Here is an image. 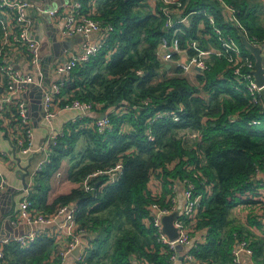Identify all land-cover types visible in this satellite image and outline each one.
I'll list each match as a JSON object with an SVG mask.
<instances>
[{
	"label": "trees",
	"instance_id": "1",
	"mask_svg": "<svg viewBox=\"0 0 264 264\" xmlns=\"http://www.w3.org/2000/svg\"><path fill=\"white\" fill-rule=\"evenodd\" d=\"M81 1L84 10L90 9L91 0ZM142 1L97 0L99 17L109 21L113 30L96 55L71 70L53 99L59 106L72 99L89 102L92 109L106 112L110 126L98 131L93 125L96 117L88 115L66 123L64 135L50 147L48 162L34 175L29 200L45 213L75 204L79 229L93 234L79 264H170V249L157 242V230L143 222L148 214L146 206L154 201L147 189L150 172L161 169L162 196L158 201L162 203L173 180L189 177L197 190L202 189L187 170L193 165V171L213 187L210 195L201 198L196 223L197 229L205 228L206 239L191 253L205 264H232L233 244L245 239L255 264H264V181L252 179L256 166L264 168V101L253 104L248 94L235 89V77L223 58H213L208 70L197 73L206 98L200 95V88L178 73L151 83L161 72L155 55L158 40L169 31H161L159 3L149 9L136 8L140 2L144 4ZM181 1L186 3L184 13L200 11L193 13L188 24H180L186 32L180 35L181 46L186 39L196 37V24L206 12L251 55L239 38V28L228 21L216 0ZM225 1L237 9L249 40L264 39V25L246 0ZM7 85V75H0V96ZM145 98H149L148 105L142 103ZM178 105L183 107L178 121L155 118L156 113ZM10 106L14 113L15 102ZM235 113L237 118L229 119ZM147 127L152 139L145 134ZM182 130H193L201 137L190 145L189 132L181 134ZM64 157L69 159L67 179L79 184L47 203L50 178L59 176ZM118 160L122 166L115 179L101 174L92 181L90 190L81 187L87 175L104 171ZM169 162H174L173 168L166 166ZM95 181L98 184L93 187ZM234 208L241 215L240 224L228 219ZM111 239V251L107 252ZM54 244L46 228L26 246L10 238L0 243L4 251L0 261L50 264Z\"/></svg>",
	"mask_w": 264,
	"mask_h": 264
},
{
	"label": "built area",
	"instance_id": "2",
	"mask_svg": "<svg viewBox=\"0 0 264 264\" xmlns=\"http://www.w3.org/2000/svg\"><path fill=\"white\" fill-rule=\"evenodd\" d=\"M159 3V12L162 15L163 22L161 31H169V34L161 35L156 49L155 55L159 61L161 68L160 74L172 76L176 73L187 74L191 72L201 73L208 70L212 65L213 58H223L227 67L235 77V89L243 90L244 94L250 96L251 103L255 104L264 101V86L258 87L254 81L253 69L254 58L251 55L242 51L241 47L235 40L232 33L226 32L217 23L215 17L204 12V18L199 19L196 24V37L185 40L184 46H181V36L186 35L181 23L188 24V19L193 13H200V11H193L184 13L185 2L181 0H155ZM218 4L225 11L228 21L240 31H243L242 24L237 18V9L230 5L225 0H216ZM34 3L31 0H0V9L9 12V19L13 26V33L11 35V43L14 45L25 46L29 63L35 68L37 76L26 74L21 75L15 72L12 66L8 63L0 64V75L6 74L8 77V85L5 92L0 96V111H4L6 105L15 102V116L19 123V134L13 138L14 143L21 154H28L35 150L33 147V128L30 123V116L27 110L26 102L19 98H15L28 84H37L42 89V111L43 118L47 124H51L52 119L57 114V108L54 107L53 97L61 90L71 70L80 63L87 62L92 56L96 55L100 49L106 45L107 36L113 30L112 24L99 17L98 12L94 9L84 10L81 0H73L67 3H62L49 10L51 16L60 25L62 35H80V51L70 56L66 60L57 62L54 66V72L59 75L58 79L52 82L48 87H44L42 82L43 71L40 58V42L32 34L34 27V18L29 14L28 9ZM245 33V32H244ZM96 34L93 38L92 35ZM246 34V33H245ZM215 36L213 38L212 36ZM251 41V40H250ZM217 42V43H215ZM253 44L259 45L262 54V65L264 67V39L257 42L251 41ZM170 67L167 68L166 64ZM195 67H198L197 70ZM175 70H178L175 71ZM142 70L138 69L140 74ZM263 91V92H262ZM64 99L66 97L64 96ZM144 105H148L149 98L142 100ZM60 107V106H59ZM60 108L77 109L79 114L73 119H78L85 116L86 112L92 109L91 103L72 99L63 104ZM182 105L177 108L164 109L162 112L155 114L157 117H169L173 121H178L179 113L182 111ZM237 118V113L231 115L229 119ZM152 122V118L148 124ZM255 122V121H254ZM93 125L98 131L110 126L107 114L103 117H96ZM189 132V138L199 140L201 134L191 130H182L180 133ZM148 139H152V133L149 127L145 130ZM63 129H50L44 142L40 144L37 149L47 152V156L41 160L36 167L29 173L26 182V187L23 188V197L18 201L17 208L13 211L15 221H23L30 226H51L47 228V233L53 239L59 234L65 235L68 239L66 245L53 251L50 254V264H65L71 250L79 243H83V249L74 257V261L79 264L83 259V255L88 249L87 239L90 240L86 231L75 228V210L74 203L58 207L52 213H45L44 211L33 206L29 200V193L31 192L32 182L30 179L34 177L35 173L41 169L44 163L48 162V152L50 147L56 143L58 136H63ZM2 132L0 130V139ZM4 155L0 151V157ZM174 162L166 164L168 168H173ZM122 163L118 160L113 166L102 171H94L87 175L81 182V187L85 190L92 188V181L101 174L108 175L115 179L121 169ZM192 176L202 186V189L197 190L195 181L191 178L185 177L182 180H173L169 183L170 191L165 194L163 202L158 200L162 196V172L157 168L150 172V177L147 189L150 192L154 201L146 206L148 211L147 216L143 222L148 226H152L157 230L156 240L170 249L169 262L170 264H178V255H182L181 264H197L199 263L191 250L196 245L202 242L203 238L196 228V223L199 219L200 201L203 195H210L212 193V183H208L207 179L193 171V165L187 167ZM115 176V177H114ZM252 179L264 181V168L255 167ZM8 186L6 179L0 171V192ZM178 210L176 218L173 220V226L176 228L177 237L173 240L162 231L161 218L164 215L170 214L172 211ZM54 226H56L54 228ZM42 230H32L15 237L21 246H26L36 238L37 234ZM86 238V239H84ZM176 244L182 246L183 251L180 252L175 248ZM252 249L248 246L245 239H238L232 246V264H244V258H252ZM4 256L2 245H0V259Z\"/></svg>",
	"mask_w": 264,
	"mask_h": 264
},
{
	"label": "crops",
	"instance_id": "3",
	"mask_svg": "<svg viewBox=\"0 0 264 264\" xmlns=\"http://www.w3.org/2000/svg\"><path fill=\"white\" fill-rule=\"evenodd\" d=\"M31 1L34 4L28 9V12L32 15L35 21L32 34L38 38L40 42V58L43 71L42 82L44 87H48L59 77V75L54 72L55 64L62 60H66L80 51L81 36L62 35L59 23L49 16V10L51 8L73 0ZM96 4L97 0H91L88 8L96 10ZM12 33L13 26L9 19V12L0 9V64L2 65L4 63H8L18 74H30L36 77L37 72L29 63L25 46L14 45L11 43ZM92 37L95 38L96 34H93ZM193 73L196 74L193 71L191 73L178 75L185 76L188 79ZM161 74L159 73L157 77L152 78L151 83H156ZM200 89V95L206 98L208 94L202 90V85ZM18 96L26 102L27 110L30 116V123L34 133L32 144L36 149L28 154H21L18 151L13 138L19 134V123L15 116V112L13 113L10 110L11 106L8 104L4 111H0V130L2 132V138L0 139V151L4 152V155L0 157V171L8 184V186L0 192V243L7 241L10 238H15L18 235L28 233L32 230L37 231L39 229L43 230L51 227L46 225L33 227L23 221H15L13 219L14 216L12 213L17 208L19 199L24 195V192H22L24 187H22V180L20 179L18 171L22 166H27L28 172L30 173L36 165L47 156V152L45 153L40 149H37V147L44 142L49 130L51 128L54 130L63 128L66 123L72 121L79 114L77 109L60 108L61 105L59 107L57 102H54V107L57 108V114L49 125L43 118L41 87L37 84H28ZM100 113L101 112L91 109L86 112L85 115L99 117ZM188 144L191 145L192 142H188ZM81 146L82 144L80 142L78 147ZM68 167L69 159L64 157L59 167V176H57L58 174H55L50 178V189L48 191L47 203L52 202L56 196L66 193L73 187L78 186L79 183H75L67 179L66 171ZM58 177L66 183V185L60 189L58 185H54L55 182H53L54 180L59 181ZM27 179L28 177L26 176L25 180L27 181ZM30 181L33 185L34 177H32ZM30 188L32 190V186ZM262 221L264 223V218H262ZM75 226V228L78 229V223H76ZM55 227L56 226H54V228ZM204 232L205 228L203 230H199V233L203 238L202 242L206 239ZM86 235H89V238H92L93 234L86 232L85 237ZM67 239L68 238L63 234H59L56 238H54L55 244L51 255L53 251L63 248L66 245ZM90 240L87 239L86 244H88V247L90 245ZM179 251L182 252L183 249L181 248ZM243 261L244 264H255L253 258H244ZM198 262L199 263L197 264H205L201 261ZM0 264L5 263L0 261ZM65 264L78 263L74 261L71 255L67 258Z\"/></svg>",
	"mask_w": 264,
	"mask_h": 264
},
{
	"label": "water",
	"instance_id": "4",
	"mask_svg": "<svg viewBox=\"0 0 264 264\" xmlns=\"http://www.w3.org/2000/svg\"><path fill=\"white\" fill-rule=\"evenodd\" d=\"M239 38L241 42L243 43L244 47L247 49V51L252 55L254 58V69H253V75H254V81L257 84L258 87L264 86V67L262 65V54H261V48L259 45L253 44L247 37V35L242 32L238 31ZM170 64L167 63L166 67L169 68ZM197 70H199L198 67H195ZM68 79H66L67 81ZM18 95L15 96L17 98ZM106 112L102 111L99 115V117L105 116ZM18 174L20 176V179L22 180V187H26L25 177L28 175V169L27 166H22ZM115 177V176H114ZM98 184L97 181L93 183V187H96ZM178 214V210L172 211L170 214L164 215L161 218L162 223V231L168 236L169 239L173 240L177 237V231L176 228L173 226V220L176 218ZM83 243L77 244L72 250L71 255L76 257L81 249H83ZM175 248L177 250H181L182 246L180 244H176ZM182 257L181 254L178 255L177 263L181 264Z\"/></svg>",
	"mask_w": 264,
	"mask_h": 264
},
{
	"label": "rangeland",
	"instance_id": "5",
	"mask_svg": "<svg viewBox=\"0 0 264 264\" xmlns=\"http://www.w3.org/2000/svg\"><path fill=\"white\" fill-rule=\"evenodd\" d=\"M144 4H142L141 2L139 4L136 5V8H139V9H149L150 6L153 8L154 6V1L152 0H143L142 1ZM246 2L248 3L249 6L253 7L256 11V14H257V17H258V21L264 25V0H246ZM142 45V44H141ZM163 76H166L165 74H161L160 77H163ZM187 78V77H186ZM189 81L191 82V84H193L194 86H196L197 88H200L201 87V83L197 80L196 78V74H192L191 77L188 78ZM201 92V91H200ZM199 92V93H200ZM195 140L194 139H191L189 138L188 139V142H194ZM58 180L59 181H56L54 180L53 182L54 185H58L59 189L63 186L66 185V183L64 181H62L59 177H58ZM228 219L233 222V223H236V224H240L242 219H241V215L238 211L237 208H234V209H231L228 213ZM112 241L113 239L110 240V243H108L107 245V252L111 251L110 247L112 245ZM107 259V257H106Z\"/></svg>",
	"mask_w": 264,
	"mask_h": 264
}]
</instances>
